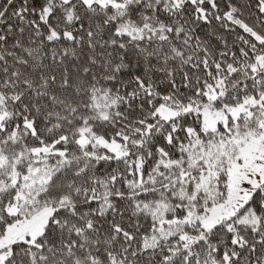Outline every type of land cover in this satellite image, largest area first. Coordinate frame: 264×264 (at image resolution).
I'll list each match as a JSON object with an SVG mask.
<instances>
[{"label": "snow or ice", "instance_id": "6c2138e0", "mask_svg": "<svg viewBox=\"0 0 264 264\" xmlns=\"http://www.w3.org/2000/svg\"><path fill=\"white\" fill-rule=\"evenodd\" d=\"M0 264H264V0H0Z\"/></svg>", "mask_w": 264, "mask_h": 264}]
</instances>
